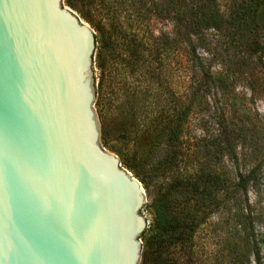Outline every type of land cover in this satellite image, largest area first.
I'll return each instance as SVG.
<instances>
[{
    "label": "water",
    "instance_id": "1",
    "mask_svg": "<svg viewBox=\"0 0 264 264\" xmlns=\"http://www.w3.org/2000/svg\"><path fill=\"white\" fill-rule=\"evenodd\" d=\"M77 0H0V264H144L145 190L100 137Z\"/></svg>",
    "mask_w": 264,
    "mask_h": 264
},
{
    "label": "trees",
    "instance_id": "2",
    "mask_svg": "<svg viewBox=\"0 0 264 264\" xmlns=\"http://www.w3.org/2000/svg\"><path fill=\"white\" fill-rule=\"evenodd\" d=\"M218 1L77 0L78 12L98 33L102 91L106 70L116 82L107 96L102 139L113 136L120 162L155 191L144 264H219L228 258L213 252L201 257L195 234L208 213L227 206L252 179L250 171L234 182L225 169L224 157H234L236 143L247 138L245 126L231 116H219L212 136L185 139L197 101L208 105V93L229 92L232 84L229 75L206 68L196 52L206 31L224 36L219 53L231 61L228 69L264 71V0ZM156 19L169 29L155 33L148 21ZM182 55L188 87L180 93L172 85L177 68L171 63L180 64Z\"/></svg>",
    "mask_w": 264,
    "mask_h": 264
},
{
    "label": "rangeland",
    "instance_id": "3",
    "mask_svg": "<svg viewBox=\"0 0 264 264\" xmlns=\"http://www.w3.org/2000/svg\"><path fill=\"white\" fill-rule=\"evenodd\" d=\"M218 2L222 5L226 4V0ZM77 6H79L78 2ZM122 8L129 7L125 4ZM73 13L81 21L87 23L96 35V30L80 15L78 10ZM148 22L155 33L169 29V23L164 21L156 19ZM206 37V43L197 42L196 52L204 59L206 68L229 75L232 84L229 92L208 93L206 96L208 105L202 100L197 101L199 105L193 107L186 123L185 139L191 143L200 138L212 136L217 130L219 116L225 113L227 118L232 117L237 123L245 126L247 138L244 143L241 140L236 143L234 157H224L225 169L234 182L240 175L250 171L252 179L245 190H238L234 193V198L228 201L227 206H221L217 211L208 213L206 221L195 234V252L202 253L201 257L207 256L210 252L229 255L228 258L231 261L228 258L222 260L220 257L219 264H264V71L252 68L242 72L236 67H233L234 71H231L228 69L231 61L226 60L219 53L224 43L222 33L218 34L217 31L211 29L206 31ZM178 60L180 64L171 63L173 68H177L173 71L174 73L172 72V85L177 92L181 93L187 90L188 72L184 69L185 56L178 57ZM105 74V87L103 91L102 88L100 90L98 120L100 137L104 149L119 158L115 150V147H118V141L111 135H107L106 143L102 139L109 88L116 84L115 80H112L113 74L108 75L107 70ZM126 80L129 83L132 79L127 78ZM125 122L129 123V118H125ZM120 165L133 176L132 172L121 162ZM134 178L139 181L136 177ZM140 184L145 190L148 201L150 223L152 218L150 204L155 191L152 185L144 186L141 182Z\"/></svg>",
    "mask_w": 264,
    "mask_h": 264
}]
</instances>
